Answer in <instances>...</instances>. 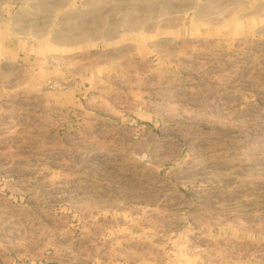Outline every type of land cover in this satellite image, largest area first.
<instances>
[{"label":"rangeland","instance_id":"374dc122","mask_svg":"<svg viewBox=\"0 0 264 264\" xmlns=\"http://www.w3.org/2000/svg\"><path fill=\"white\" fill-rule=\"evenodd\" d=\"M0 264H264V0H0Z\"/></svg>","mask_w":264,"mask_h":264}]
</instances>
